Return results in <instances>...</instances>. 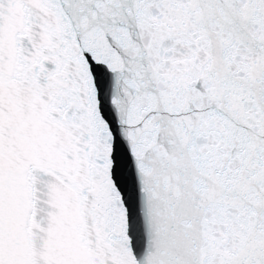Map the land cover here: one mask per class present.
Returning <instances> with one entry per match:
<instances>
[{"label": "snow or ice", "instance_id": "6c2138e0", "mask_svg": "<svg viewBox=\"0 0 264 264\" xmlns=\"http://www.w3.org/2000/svg\"><path fill=\"white\" fill-rule=\"evenodd\" d=\"M0 264H264V0H0Z\"/></svg>", "mask_w": 264, "mask_h": 264}]
</instances>
